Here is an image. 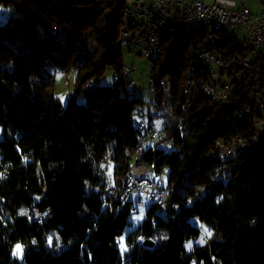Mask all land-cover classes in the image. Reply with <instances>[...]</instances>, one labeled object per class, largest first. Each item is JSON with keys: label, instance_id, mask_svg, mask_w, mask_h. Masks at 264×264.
Here are the masks:
<instances>
[{"label": "trees", "instance_id": "1", "mask_svg": "<svg viewBox=\"0 0 264 264\" xmlns=\"http://www.w3.org/2000/svg\"><path fill=\"white\" fill-rule=\"evenodd\" d=\"M139 1L148 0H0L10 8L0 21V264H264L262 52L222 26L158 28L159 50L145 56L149 87L170 78L181 120L146 144L156 138L152 116L129 94L134 77L121 75L123 9ZM202 50L220 63L204 64ZM71 66L78 72L62 105L51 69ZM107 66L113 83L94 84ZM139 121L154 138H139ZM237 138L244 146L228 153ZM133 163L151 166L167 194L124 234L143 202L121 200ZM201 227L208 236L197 243Z\"/></svg>", "mask_w": 264, "mask_h": 264}, {"label": "built area", "instance_id": "2", "mask_svg": "<svg viewBox=\"0 0 264 264\" xmlns=\"http://www.w3.org/2000/svg\"><path fill=\"white\" fill-rule=\"evenodd\" d=\"M151 2H156L161 10L166 11L164 20L170 30H177L179 23H195L201 20L217 19L221 23L229 25L230 28H243L248 42L264 53V5L258 13H252L247 6L243 3L238 4L235 0H213L212 2L205 0H152ZM123 12H127L129 20H141L142 27H150V34L146 37H139L136 33H121L120 42H128V48L133 51L132 58L137 55L149 56L151 53L157 52L158 50L143 51L137 45L140 43V38L155 40L154 25L153 21H150L149 9H143V5L136 2L125 7ZM198 56L201 60H207L208 62L215 60L220 63L212 53H201L200 51ZM245 64L250 65L249 62H245ZM135 68V63L131 62L130 65L122 69L121 75H124V80L133 82ZM256 78L257 76H253V79ZM206 86L211 89V95L214 98L222 96V92H219L217 87L214 88L208 84ZM140 123L141 126L146 127L144 140L154 138V131L143 122ZM243 146V141L237 138L232 146L226 148V151L228 153L239 151V147ZM144 168L152 167L145 164L131 166L121 192V200L126 201L129 199V192H140V196L144 197L148 204L157 202L164 206L167 193L163 186V178L159 175L144 176Z\"/></svg>", "mask_w": 264, "mask_h": 264}, {"label": "rangeland", "instance_id": "3", "mask_svg": "<svg viewBox=\"0 0 264 264\" xmlns=\"http://www.w3.org/2000/svg\"><path fill=\"white\" fill-rule=\"evenodd\" d=\"M207 2H212L213 0H205ZM238 4L243 3L250 7L253 10H257L262 4L264 3V0H235ZM10 8L8 6L0 5V21L5 20L8 17ZM221 27L220 24H213L209 25L207 30L210 32L214 27ZM227 34L230 36H235L239 41H242L244 36H246V32L243 28L239 29H233L230 27H224ZM162 31L167 34L168 32L162 28ZM138 48H141L144 46L143 43L137 44ZM243 46H246L243 44ZM257 52V49H255L254 53ZM133 51L130 50L127 46H123V52H122V61H123V68L130 65L131 62H134L136 65V68L133 73V77L135 82L133 84H127V89L129 91V94H133L136 96H140L143 98V105L141 106V109L145 112V114L150 113L152 116V126L156 133V138L154 140H148L146 142L154 143L156 142V139L160 138L161 135L164 134V131L162 127L165 125H176L181 118L176 117L172 115L170 110V92H169V86H170V78L164 74L161 80V84L158 89L150 88L149 84L152 83L150 79V72L152 70V59H149L148 57H145L143 55H137L136 57L132 58ZM194 55V53L192 52ZM160 68V64L156 65L155 70L157 71ZM52 72V87L50 91L53 93V96L56 97L62 105H66L68 101V97L70 96V91L74 87L75 79L77 76L78 69L76 66H71L66 70L61 69H51ZM113 69L110 66H107L99 78L93 76L91 81L94 84L98 85H111L114 81V74ZM67 81V84L65 83ZM160 92V102L158 103L156 98V92ZM154 106L158 107L157 111H154ZM264 119V118H263ZM148 120V117L145 116V121ZM264 122V121H263ZM161 147L168 149L170 147V144L166 141H160L158 143ZM256 154V153H255ZM151 174H153V168L151 171ZM161 177V176H160ZM162 178V177H161ZM141 203H135V208L133 212L130 214L129 219L131 221V224L127 225L125 228L126 234L129 230L134 229L138 222L143 217L144 210L148 206V203L146 202L145 198L142 197ZM202 232L200 237L196 240L197 243H202L203 240H206L208 236V231L206 228L201 227ZM120 243V241H118ZM123 243H120V249L121 251L124 250ZM187 245H190V242L187 243ZM15 254L19 258L21 251L18 247L15 248Z\"/></svg>", "mask_w": 264, "mask_h": 264}, {"label": "bare ground", "instance_id": "4", "mask_svg": "<svg viewBox=\"0 0 264 264\" xmlns=\"http://www.w3.org/2000/svg\"><path fill=\"white\" fill-rule=\"evenodd\" d=\"M151 1L152 0H148L146 2L139 1V5H143V9H149L150 11V21H153L155 40L157 42L155 40H148V38H140V43L144 44V46L140 48L143 51L159 50V33L157 31L158 28H160L161 30L163 28L166 31H170V32H178L181 30H186L197 24H204V25L220 24L222 27H226V26L229 27V25L221 23L220 20L209 19V20L197 21L195 23H179V25L177 26V30L175 31L170 30L169 28H167L166 21L164 20V18H166V11L161 10L159 5L156 2H151ZM123 15L127 21L124 30H122L123 33H136L137 35H139V37L149 36L150 27H142L141 20H129L127 12H123ZM121 44L123 46L128 47V42H121ZM201 53H211V52L209 50H202ZM262 55L264 57V53H262ZM201 61L212 69L211 62H208L207 60H201ZM122 77L124 79V75H122ZM202 88L206 93L211 94V89L208 86H206V84L203 85ZM215 98H218V97H215ZM138 124H139L140 129L142 130V133L139 135V138L141 140H144L143 136L146 135V127L141 126L140 121L138 122ZM135 165L136 163L132 164V166H135ZM130 168L127 170V172L125 173L123 177L122 190H123L125 181L127 180V176L129 175ZM151 171H152V168H144V176H152ZM133 196H140V192H129V198Z\"/></svg>", "mask_w": 264, "mask_h": 264}, {"label": "crops", "instance_id": "5", "mask_svg": "<svg viewBox=\"0 0 264 264\" xmlns=\"http://www.w3.org/2000/svg\"><path fill=\"white\" fill-rule=\"evenodd\" d=\"M261 4L262 5L257 10H253L250 7H248L247 5H245V4L244 5L247 6L251 10L252 13H258L260 11L261 7L264 5V3H261Z\"/></svg>", "mask_w": 264, "mask_h": 264}, {"label": "water", "instance_id": "6", "mask_svg": "<svg viewBox=\"0 0 264 264\" xmlns=\"http://www.w3.org/2000/svg\"><path fill=\"white\" fill-rule=\"evenodd\" d=\"M143 243L146 244V245H152V244H153V242H152L151 239H145V240L143 241Z\"/></svg>", "mask_w": 264, "mask_h": 264}, {"label": "snow or ice", "instance_id": "7", "mask_svg": "<svg viewBox=\"0 0 264 264\" xmlns=\"http://www.w3.org/2000/svg\"><path fill=\"white\" fill-rule=\"evenodd\" d=\"M18 251H19V246H18Z\"/></svg>", "mask_w": 264, "mask_h": 264}]
</instances>
